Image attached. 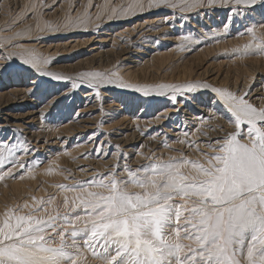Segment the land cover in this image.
<instances>
[{"label": "rangeland", "instance_id": "1", "mask_svg": "<svg viewBox=\"0 0 264 264\" xmlns=\"http://www.w3.org/2000/svg\"><path fill=\"white\" fill-rule=\"evenodd\" d=\"M32 2L0 0V43L3 37L21 32L12 43L31 50L25 53L10 44L0 48V53L54 58L42 67L70 79L40 77L37 87L36 77L0 74V139L26 142L31 151H20L17 158L26 164L33 158L39 161L15 178L5 176L0 180V213L25 201L32 203L33 196L39 199L49 193L58 194L56 184L72 182L65 181L64 176L84 180L93 171L104 172L116 163L115 156L109 154V150H118L115 146L131 155L128 162L133 166L142 162L138 153L176 155L162 147L165 139L171 148H183L197 158L199 153L176 142L177 138L185 139L183 132H189L188 140L205 141L222 136L221 126L224 131L231 130L227 119L230 114L210 89L186 93L173 106L168 98L155 92L145 96L135 91V86L199 82L237 95L251 86L245 98L258 108L264 106V53L255 48L264 43V9L257 7L248 17L230 20L228 9L218 3L208 6L205 2L203 7L186 12L137 10L125 15L120 9L127 10L133 0H44L51 8L44 10L38 20L29 16L13 24ZM113 8L119 15L112 12ZM251 20L257 22L255 38L247 32ZM37 23L42 32H38ZM183 36L189 41H183ZM245 44L253 45L249 54L244 52ZM4 62L0 57V64ZM88 71H114L119 80L134 87L107 85L100 89L99 98L95 89L81 86L72 90L73 79ZM53 100H59L54 107ZM201 117L204 124L200 123ZM197 129L208 131V137L199 136ZM95 148L103 152L96 153ZM80 166L92 171L82 172ZM9 169L13 173L18 170L9 165L4 172ZM88 264L99 262L89 256Z\"/></svg>", "mask_w": 264, "mask_h": 264}, {"label": "snow or ice", "instance_id": "2", "mask_svg": "<svg viewBox=\"0 0 264 264\" xmlns=\"http://www.w3.org/2000/svg\"><path fill=\"white\" fill-rule=\"evenodd\" d=\"M205 2L228 9L230 20L248 17L257 7L264 9V0H133L127 10L120 11L125 15L137 10L186 12L203 7ZM50 8L44 0H34L13 24L29 16L38 20ZM112 12L119 15L115 8ZM251 24L247 32L255 38L257 22L251 20ZM45 26L51 28L47 22ZM37 29L44 30L39 23ZM20 35L17 32L3 37L0 48L10 44L23 48L12 43ZM252 48L245 44V54ZM255 48L264 53V43ZM25 53H0L5 61L0 64V74L36 77L37 87L40 77L70 79L42 67L54 58ZM107 85L134 87L119 80L114 71H88L73 79L71 89H95L99 98L100 89ZM198 89H210L222 103L230 114V131L221 126L223 135L213 140L208 131L197 129L199 136L208 137L205 141L188 140L189 132H183L185 139L177 138L176 142L199 153L197 158L183 148H171L165 139L162 147L176 155L138 153L142 162L133 166L128 162L131 155L115 146L118 150H109V154L115 156L116 163L104 172L93 171L84 180L64 176L65 181L72 182L56 184L58 194L39 199L33 196L32 203L7 207L0 213V264H88L89 256L99 264H264V106L258 108L245 98L251 86L240 95L199 82L135 86V91L145 96L155 92L168 98L173 106L186 93ZM57 103L59 100H53L52 106ZM200 123H205L202 117ZM20 151L27 154L30 145L0 139V180L5 176L15 178L39 164L35 158L28 164L19 160ZM93 151L101 153L103 149ZM120 160L125 162L121 164ZM9 165L17 167V172H4ZM79 170L92 171L82 166Z\"/></svg>", "mask_w": 264, "mask_h": 264}, {"label": "bare ground", "instance_id": "3", "mask_svg": "<svg viewBox=\"0 0 264 264\" xmlns=\"http://www.w3.org/2000/svg\"><path fill=\"white\" fill-rule=\"evenodd\" d=\"M107 5H108V4H107ZM72 17H73V16H72ZM40 26H41V25H40ZM19 37H20V36H19ZM20 42H21V41H20ZM87 42H88V41H87ZM84 44H85V43H84ZM20 45H22V44H20ZM27 47H29V46H24V45H23V48H19V47H18V48H19V50H21V51L23 50V52H24L25 50H28V49H29V48L27 49ZM126 78H127V77H126Z\"/></svg>", "mask_w": 264, "mask_h": 264}]
</instances>
